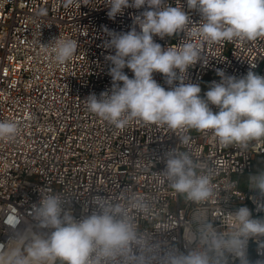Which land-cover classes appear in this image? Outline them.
<instances>
[{"label":"built area","instance_id":"2783aa9c","mask_svg":"<svg viewBox=\"0 0 264 264\" xmlns=\"http://www.w3.org/2000/svg\"><path fill=\"white\" fill-rule=\"evenodd\" d=\"M165 4L182 7L190 24L171 37L154 36V41L164 49L193 42L202 50L204 61L188 68L185 83L201 87L206 75L210 85L219 82L218 70L237 78L249 71L264 76V37L201 42L193 36L200 13L189 9L186 0ZM145 10L147 5L128 7L110 19L107 0H75L67 8L63 0H0V121L18 125L15 138L0 139V244H7L14 228L30 222L33 205L49 194L68 202L77 217L95 195L121 204L126 197H141L150 211L129 209L138 227L182 252L194 247L191 221L196 214L225 232L235 226L229 215L240 207L264 220V196L249 185L251 177L264 173V139L247 149L223 147L211 130L170 129L139 119L118 129L88 110L89 95L99 98L112 87L106 57L115 50L106 46L108 33L130 31L134 17ZM59 37L77 44L64 64L47 46ZM123 71L133 77L128 68ZM153 76L169 88L162 74ZM205 93L201 89V97ZM173 148L189 153L199 173L212 175L217 195L193 204L172 191L160 173L163 153ZM257 157L262 172L253 170ZM247 257L250 264L264 262V236L249 239ZM228 264L239 260L229 256Z\"/></svg>","mask_w":264,"mask_h":264},{"label":"clouds","instance_id":"9594fccd","mask_svg":"<svg viewBox=\"0 0 264 264\" xmlns=\"http://www.w3.org/2000/svg\"><path fill=\"white\" fill-rule=\"evenodd\" d=\"M63 2L67 8L75 0ZM186 2L202 17L193 33L201 42L264 37V0ZM107 3L110 19L128 7L147 5L149 10L134 17L130 31L108 33L106 46L115 50L114 55L106 57L112 65V87L101 92L99 98L95 94L87 97L85 103L91 113L118 129L139 119L170 129L211 130L223 147L247 149L264 139V76L249 71L237 78L218 70L220 81L213 82L201 97L198 84L185 83L188 68L204 61L200 44L187 42L164 49L153 39L171 37L190 24L182 7L165 4V0ZM47 46H51L59 64L70 61L77 48L74 40L60 37ZM125 68L131 70L132 78L123 71ZM154 73L163 75L167 90L154 79ZM17 133L14 121H0V139L11 140ZM161 160L165 168L160 174L177 195L193 204L217 195L212 175L199 173L189 153L173 148L164 152ZM249 185L264 196V173L251 177ZM125 201L121 204L95 195L77 217L59 195H42L31 209L30 222L23 229L14 228L7 244H0V264H228L229 256L239 264H250L248 241L264 236V220L253 219L247 207L229 215L235 226L227 232L217 230L207 218L196 214L191 221L194 247L182 252L138 227L129 209L139 214L149 212L146 200L126 197Z\"/></svg>","mask_w":264,"mask_h":264},{"label":"rangeland","instance_id":"374dc122","mask_svg":"<svg viewBox=\"0 0 264 264\" xmlns=\"http://www.w3.org/2000/svg\"><path fill=\"white\" fill-rule=\"evenodd\" d=\"M210 79H211V76L210 75H206L202 81V84H201V89L203 90H209L210 88ZM262 158L261 157H257L255 163H254V166H253V170L256 171V172H262V167H261V162ZM242 181H243V184L241 185V188L242 189H246V185H247V177L245 176L244 178H242ZM254 219H260L262 220L261 216H256ZM57 264H59V262H57Z\"/></svg>","mask_w":264,"mask_h":264}]
</instances>
